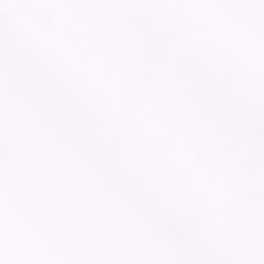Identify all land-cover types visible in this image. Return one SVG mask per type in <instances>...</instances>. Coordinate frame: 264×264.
<instances>
[{"label": "snow or ice", "instance_id": "obj_1", "mask_svg": "<svg viewBox=\"0 0 264 264\" xmlns=\"http://www.w3.org/2000/svg\"><path fill=\"white\" fill-rule=\"evenodd\" d=\"M0 264H264V0H0Z\"/></svg>", "mask_w": 264, "mask_h": 264}]
</instances>
